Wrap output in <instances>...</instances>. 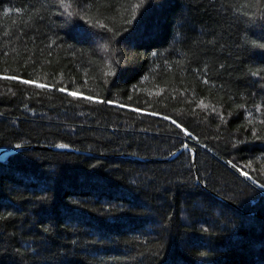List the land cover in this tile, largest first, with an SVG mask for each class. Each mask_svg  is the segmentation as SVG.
I'll list each match as a JSON object with an SVG mask.
<instances>
[{
  "label": "trees",
  "instance_id": "16d2710c",
  "mask_svg": "<svg viewBox=\"0 0 264 264\" xmlns=\"http://www.w3.org/2000/svg\"><path fill=\"white\" fill-rule=\"evenodd\" d=\"M26 145L90 154L0 155V264H264V0H0Z\"/></svg>",
  "mask_w": 264,
  "mask_h": 264
},
{
  "label": "water",
  "instance_id": "95a60500",
  "mask_svg": "<svg viewBox=\"0 0 264 264\" xmlns=\"http://www.w3.org/2000/svg\"><path fill=\"white\" fill-rule=\"evenodd\" d=\"M30 148H50V149L68 150V151H74V152H78V153H88V154H90V152H88V151L80 150V149L71 147L69 145H64V146H60V145H58V146L26 145V146H16V147H2V148H0V155L3 154V153H13V152H16V151H19V150L30 149ZM184 149L191 150V152L193 154V158L195 159V155H196L197 149L194 146L190 145L189 143H186L184 146H182L178 151H176L173 154V156H176L177 154H179V152H181ZM135 157H136V159L143 160V161H148V160H151V159L152 160H159L158 158H146V157H140V156H135ZM167 159H169V158H167ZM160 160H162V159H160ZM253 213L259 215L262 218H264V215L262 213H259L257 211H254Z\"/></svg>",
  "mask_w": 264,
  "mask_h": 264
},
{
  "label": "snow or ice",
  "instance_id": "6c2138e0",
  "mask_svg": "<svg viewBox=\"0 0 264 264\" xmlns=\"http://www.w3.org/2000/svg\"><path fill=\"white\" fill-rule=\"evenodd\" d=\"M13 79H15V77H12ZM24 83H31V81H24ZM40 87H45V85H39ZM63 90V89H62ZM73 95H75V93H73ZM88 99H92L91 97H88ZM245 175H248L246 172L244 173Z\"/></svg>",
  "mask_w": 264,
  "mask_h": 264
},
{
  "label": "bare ground",
  "instance_id": "6f19581e",
  "mask_svg": "<svg viewBox=\"0 0 264 264\" xmlns=\"http://www.w3.org/2000/svg\"><path fill=\"white\" fill-rule=\"evenodd\" d=\"M248 179V178H247Z\"/></svg>",
  "mask_w": 264,
  "mask_h": 264
}]
</instances>
